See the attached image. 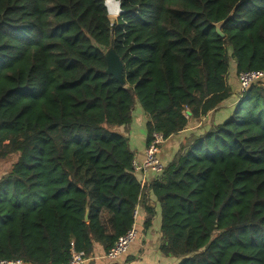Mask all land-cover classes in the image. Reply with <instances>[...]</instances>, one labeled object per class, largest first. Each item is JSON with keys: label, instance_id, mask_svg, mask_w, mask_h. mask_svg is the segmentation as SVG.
<instances>
[{"label": "trees", "instance_id": "obj_1", "mask_svg": "<svg viewBox=\"0 0 264 264\" xmlns=\"http://www.w3.org/2000/svg\"><path fill=\"white\" fill-rule=\"evenodd\" d=\"M116 1L112 20L105 0H0V161L17 155L0 177V260L62 264L71 242L103 255L141 209L151 226L152 193L162 255L264 264V84L143 185L118 130L138 102L145 146L177 135L231 97L230 58L264 70V0ZM110 46L123 85L105 72Z\"/></svg>", "mask_w": 264, "mask_h": 264}, {"label": "crops", "instance_id": "obj_2", "mask_svg": "<svg viewBox=\"0 0 264 264\" xmlns=\"http://www.w3.org/2000/svg\"><path fill=\"white\" fill-rule=\"evenodd\" d=\"M225 101H223L218 108L208 113L206 116L200 118L199 120L190 119L184 130L179 132L177 135H172L171 137L164 140V144L160 150V158L164 165H166L167 162H169L170 159L173 157V155L175 154V152L179 147L180 142L184 138L188 137L190 134H200L208 130L211 125L208 124L207 122H209L210 119H212L213 121L215 120L213 123L217 124L225 120L230 115L233 108L231 107V109L228 110V114H227L226 110L228 108V105L224 110L225 112L220 113V108L223 107L222 104ZM137 117L140 118V124H141L140 129L141 132L143 133L136 132V130L132 126V123L134 122L137 123L138 121ZM137 117L134 118L132 115L131 124L129 126V129L126 131L128 132L126 137L128 138L131 148L134 151V158L136 160L141 161L143 160L144 157L145 137H146L145 123L147 117L144 113L139 114ZM121 128H123V130L119 132L125 135L126 133L124 131V127L122 126ZM6 164L7 163L5 160L0 161V177H2L4 173H6L9 170L8 168L10 167V165L7 168ZM154 175L155 174L152 172H147L146 173L147 180L148 181L151 180L154 177ZM146 196H147V202L149 203V205H151L154 208V216L152 218V224L145 232L143 231L142 224L144 222L145 216H144V212L141 209L140 217L137 223V227L138 225L140 226L137 228L138 235L134 243L130 246L128 254L117 260H107L101 257L102 252L101 249H99L100 247L98 246L96 248L97 253L95 255L89 256L84 264H125V261L127 260L128 257H131V259L133 260L131 262H133L134 264H177L179 262V259L175 257L164 256L160 253L159 245L162 237L160 232L161 215H160L159 205L156 202V199L152 193L146 194Z\"/></svg>", "mask_w": 264, "mask_h": 264}, {"label": "built area", "instance_id": "obj_3", "mask_svg": "<svg viewBox=\"0 0 264 264\" xmlns=\"http://www.w3.org/2000/svg\"><path fill=\"white\" fill-rule=\"evenodd\" d=\"M264 75V70H248L238 73V84L241 91L247 89L251 84L258 82ZM165 138L161 133L155 132L151 141L145 146L143 160H132V169L134 174L143 185L148 182L146 173L152 172L160 174L163 171L164 164L160 158L161 146ZM138 211H134L133 217L137 216ZM137 238V228L135 223L121 236H119L110 249L101 257L107 260H117L123 257L130 249V246ZM70 259L62 264H84L87 256L83 251H76L71 242ZM0 264H23L20 260H0Z\"/></svg>", "mask_w": 264, "mask_h": 264}, {"label": "rangeland", "instance_id": "obj_4", "mask_svg": "<svg viewBox=\"0 0 264 264\" xmlns=\"http://www.w3.org/2000/svg\"><path fill=\"white\" fill-rule=\"evenodd\" d=\"M119 13L120 12H118L116 15H111L110 13H108V15H109L110 19L115 20L118 17ZM228 50H229V53H230L231 52L230 48H228ZM234 65H235L234 64V59L233 58H230V60H229V73H228V76H227V83H228L229 87L232 90V95H231V97L228 100H226L222 104L223 107L220 108V113L225 112L224 110L226 109V106L228 105V108L226 110L227 111V114H228V110H230L231 107L233 108L235 99L237 101L238 98H239V93H241V90L239 89V84H238V72L236 71V68H235ZM257 83L264 84V75L261 78V80L259 82H257ZM141 113H144V112H143L142 108L140 107V105L137 102L136 105L133 108L132 115H133L134 118H136ZM137 118H138L137 123L136 122L132 123V126L136 130V132H141V129H140L141 128L140 118L139 117H137ZM131 121H132V119H131ZM210 121H211V123H210ZM214 121L212 119H210L209 122H207V123L212 126L213 124H215V123H213ZM130 124H131V122H130ZM130 124L127 127L125 126L126 128L123 126L124 127V131L126 133L125 134L126 136L128 134V132H126V129H129ZM142 125H143V123H142ZM121 127L118 128L119 131H122L123 130V128H121ZM141 133H143V132H141ZM163 144H162V146H163ZM162 146H161V148H162ZM16 157H17V155H13V156H10V158H8L6 160L7 168L9 167V165L11 167L12 162L15 161ZM10 167L8 169H10Z\"/></svg>", "mask_w": 264, "mask_h": 264}, {"label": "water", "instance_id": "obj_5", "mask_svg": "<svg viewBox=\"0 0 264 264\" xmlns=\"http://www.w3.org/2000/svg\"><path fill=\"white\" fill-rule=\"evenodd\" d=\"M116 2L118 5L119 12H121L119 2L118 1H116ZM105 6H106V0H105ZM107 12H108V9H107ZM220 25H221V23L216 24V31L218 34L223 36L221 31H220ZM104 56H105V60H106V64H107L105 72L108 75H112L121 85H123L125 83L124 76H123V64H122V61L120 60V58L118 57V55L115 53L114 48L112 46H110L105 51ZM85 218H87V215Z\"/></svg>", "mask_w": 264, "mask_h": 264}, {"label": "bare ground", "instance_id": "obj_6", "mask_svg": "<svg viewBox=\"0 0 264 264\" xmlns=\"http://www.w3.org/2000/svg\"><path fill=\"white\" fill-rule=\"evenodd\" d=\"M106 7L111 15H116L119 12L118 5L115 0H106Z\"/></svg>", "mask_w": 264, "mask_h": 264}]
</instances>
